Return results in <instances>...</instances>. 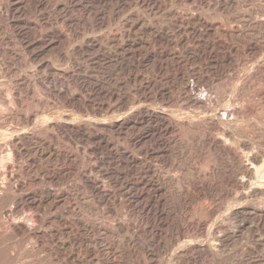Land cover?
<instances>
[{"label": "bare ground", "instance_id": "bare-ground-1", "mask_svg": "<svg viewBox=\"0 0 264 264\" xmlns=\"http://www.w3.org/2000/svg\"><path fill=\"white\" fill-rule=\"evenodd\" d=\"M25 1L26 0H24V1L23 0H3L0 3V16H2L5 19V22H6L5 25L8 28H10V29L12 28L13 29V27L15 26L14 25L15 23L12 22V18L16 14H22L26 10V7L27 6L25 7V4H24ZM37 1H39V0H37ZM140 2H142L141 4H144L146 6L144 8H146V9L149 8V10L151 11V13H154V15H155V13H157L158 11H159L160 14L162 13V12H160V10H162L165 7V4L168 1L167 0H141ZM237 2H238L237 0H205L204 1V3H205L204 5H206L205 6L206 7V11H207V8H208L210 10H214L215 11V14L218 13V14H221L222 15L223 13L231 12L230 10L233 9V8H235L234 5ZM168 3H170V2H168ZM112 5H113L112 6L113 8L115 6H118V5H115L114 6L113 3H112ZM168 5H170V4H168ZM112 7L111 8L109 7V8L111 10H113ZM120 7H122V6H120ZM130 7L131 6H128L126 9H128ZM102 8H99V9H101V11H102ZM123 8H124V6H123ZM168 8H166V9H168ZM202 8H203V6H202ZM173 9L175 10V8H173ZM178 9H177L176 12L171 11V10H168L166 16H168V19L169 20H167V21H170L169 24L170 25H173L175 27L174 28L173 26H171V27L174 28V30L177 28L180 31V28H181L184 32L186 31L188 33V35H192L195 38L198 37V38L203 39L202 41L204 42V45H201V46L202 47L204 46L203 47L204 49H202V51L204 52V58H205L206 62L208 61L209 67L210 66L211 67H214L216 65L219 66V65H221L223 63H229L231 60H235L234 58L232 59V57H231L232 45L230 44L231 42L228 41V39L233 38V37H235V38L240 37L241 38V36L245 32L241 31V29L239 28L240 26L238 27L239 30H236L233 27L226 29V28H223L222 27V26H224L223 25L224 22H223V24L220 23L221 21L219 22L220 24L219 23L216 24V22L214 23L215 18H214V20H212L211 13H210L211 17L210 16L208 17L207 15H206L207 17H205V15H201L202 13L200 14L201 16L200 15H193V14H190V13L186 14V12H185V14H182V13H179L178 12ZM262 9H263V7H262ZM262 9L259 12H262ZM119 10H120V8H119ZM119 10H118V12H119ZM162 11L164 12V9ZM186 11H189V10L186 9ZM111 12H110V15L113 12H115V11H113L112 13ZM146 12H145L146 16L147 15H150V12H148L149 14H147ZM180 12H182L181 9H180ZM129 13H130V11H129ZM95 14H97V12ZM105 14H107V13H105ZM213 14H214V12H213ZM115 15H116V12H115ZM162 15H165V13L162 14ZM259 15L261 16V14H259ZM259 15H257V16H259ZM94 16H96V15H93V17ZM156 16H158V15L156 14ZM257 16H255L254 14H252L249 11H240L236 15V19L235 20L238 21L239 23H241L242 24L241 27H243V28L246 25V26H250V27L252 26V28L256 29L255 27H258L259 28V26H261L262 24H263V27H264V23H263L264 22L263 21L264 20V14L261 17L260 16L257 17ZM98 17L95 18V21H96V22L94 21L95 23H98L99 22V18ZM149 17L150 16H148V18ZM162 17H165V16H162ZM213 17H215V16L213 15ZM100 18H102V15H101ZM103 18H102V20H103ZM141 18H142V15H141ZM109 19H107V20L109 21ZM131 19H133V18L131 17ZM159 19L161 20L162 18H159ZM222 19L220 18V20H222ZM164 20H165V18H164ZM225 20H227V18L224 19V20H222V21H225ZM140 21H142V20H140ZM216 21H218V20H216ZM125 22H127V21H125ZM125 22H124V24H127ZM151 23H152L151 26H153L154 25L153 22H151ZM156 23L159 24V22H156ZM19 25H21V24H19ZM132 25H133V23H132ZM170 25H168V26H170ZM96 26H100V25H96ZM130 26H128V27H130ZM134 26H137V27L139 26L141 30L147 31V33H148V31L150 32L152 30L150 27H148V25H146L145 23H143V21L140 22V23H137ZM154 26H156V24ZM160 26H161V23H160ZM21 27L22 28H20V26H19L20 29H18V33H21V35H22L20 41H22V43L24 45H26V47H28V48L34 47V46L36 47V45H37V47H40L41 50H42V52H43V51H46L48 49H52V48L57 47V46L60 47L61 44L63 43V39H60L59 38L60 36H58V35L57 36H54L53 38H46V35H40V33H39L40 36L37 34L39 36V38H38V36H37V38L32 37V36L30 37L29 32H31V31L28 32V29H30L31 27L29 28L28 26H25V25L24 26H21ZM164 27H165V25H164ZM263 27L260 28V30H262ZM153 28H156V30H157V27H153ZM252 28H249V29L246 28V29L250 30ZM161 29L162 28H160V30ZM257 29L255 30V32L257 31ZM32 30H33V33L35 34V32H34L35 30L34 29H32ZM133 30H134V27H133ZM174 30H172V31H174ZM137 31H140V30H137ZM152 31H154V29ZM163 31H164V29H163ZM57 32H58V29H57ZM176 32H178V31H176ZM258 32L259 31H257V33ZM151 33H149V34H151ZM155 33H157V32L155 31ZM187 33H186V35H187ZM134 34H136V33H134ZM161 34H163V33H161ZM164 34H166V33L164 32ZM184 34L185 33L181 34V31H180V34H177V36L178 35L179 36L180 35H184ZM152 35H153V33H152ZM163 35H159V34L158 35H154L155 36L154 39H156V41H158V43L159 42H164V44L166 43V45H167V44L171 43L170 41L173 38H175V37H173L171 40H169L170 38H166V36L168 35V32H167V35L166 36L165 35L163 36ZM145 36H146V34H145ZM244 36H243V39H244ZM147 37L150 38V40H148V42L151 41V39H153V38H151L150 35L147 36ZM147 37H146V39H147ZM94 38L87 40L86 41L87 45H85V47H83V45L81 44L82 46L80 45L79 47H73L72 48V51L73 52H78V50H79V52H80L81 50H83V48L84 49H88V50L91 49V50L95 51V57L93 58V62H94V60L97 63L103 62V61L104 62L105 61L106 62H113L114 60L112 61V59L115 56V55H113L114 52L111 54V52L110 53L109 52L106 53L104 51L103 52L101 51L102 48H103V46H102L103 42H105V43H107V42L101 40L102 41V44H101L100 42H98ZM225 38H227V41H226ZM133 39H135V38H133ZM104 40H106V39H104ZM107 40H109V39L107 38ZM111 40H113V38ZM115 40H116V38H115ZM186 40H187V38H186ZM186 40H184V42ZM240 40H242V39H240ZM135 41H136V39H135ZM145 41H147V40H145ZM145 41L139 40L136 43L121 44V46H119L117 48V50H119L122 53V56L125 55L126 57L127 56L134 57L136 54H138L137 51H138L139 48L145 49V45L147 43ZM156 41H155V44L157 43ZM251 41H253V40H251V38H250V41H248L250 43L247 42V45H246L249 48L252 46L251 45ZM184 42H183L182 45L185 44ZM228 42H230V43H228ZM233 42L234 41H232V44H233ZM244 42H246V41H244ZM260 42H261V40H260ZM150 43H154V41L149 42L148 44H150ZM180 43H182V42H180ZM238 44H240V43H238ZM151 45L153 46V44H151ZM244 45H243V47L246 48V46H244ZM115 46L116 45H114V47ZM173 46L171 47V49L173 48ZM177 46L180 47V45H177ZM184 46H186V45H184ZM184 46H183V50H184ZM116 47H115V50H116ZM151 47H150V50H151ZM156 47H157V45L155 46V48ZM167 47L169 49L170 46H167ZM243 47H242L241 50H244ZM162 48H165V47H162ZM192 48L195 49V47H192ZM152 49H154V47H152ZM190 49H191V47L190 48H186L184 50V55L185 56H183V58L186 57V59L189 60L191 58H195L196 59L197 57L200 56V55H198L199 53L195 54V50L194 49H192V51H190ZM146 50H147V48H146ZM199 50H200V47H199ZM13 51H14L13 49L11 50V49L3 48V47L0 46V77H2L3 74L6 75L8 72L11 71L9 69L10 66H13L11 63L16 62L19 59H21L20 56L18 54L14 53ZM143 51H145V50H143ZM147 51H149V50H147ZM202 51H201V53H202ZM244 51H246V50H244ZM60 52H61V50H60ZM174 52H176V51H174ZM252 52H255V51L252 50ZM142 54H143L142 57H141V55H138L139 57L142 58V60L140 59V61H138V59H137V61L139 62V64H141V63H148V65H149L150 61L152 62V60H154V59L157 60L156 57H164V58H166L165 61L167 59H169V60H171V62H173V65L172 66H173V68L175 67V74L174 75L175 76L179 75L180 83H178V85H176V86L174 85V82H173L172 86H166L165 85V86H162V87H159V86L158 87L157 86L156 87H153V86L151 87V88H154V89L156 88V90H155V92H156L155 93V96L157 94V96L160 97V99H161L160 101H162V107H163L162 110L150 109V108H141V107H139L137 109L131 110L130 113L128 115H126V116H123L122 115V117L120 116L121 118L117 117V118H114L113 120H111L110 118H112V116L114 115L113 114L109 118L111 121H105L101 117L100 118V119H102V120H100L101 122H99V120L97 119V118H99L98 115H97V117L96 116H94V117H96L95 119L98 120V122H95L94 125L91 124V125L94 126V127H91V128H90V122L92 120L89 123L87 122L89 124V125H87V123L86 124H80V122L79 123L77 122L78 124H76L74 122H70V118L68 120H63V118L62 119L59 118V121L58 122H54V123L52 122V124L49 127H51V129H53L54 131L58 130L57 132H60V131L65 132V133L66 132H70V133H74V132L76 133L77 132V133L81 134L83 137L85 136V133L87 132L88 133V137L87 138H90L91 140H94L96 142V146L91 149V152H90L89 156L91 155V153H93V152L95 153V151H97V150L99 151V149H105L107 151L106 154H107L108 159L111 160L112 162H114V164H116L117 166H120L123 169V170L115 169L113 171H107L106 174L108 176H110V177L113 176L114 179L115 178H119V180L122 179L121 182L124 181V182L121 183V186L125 189V191L127 190L126 193H128V199L130 200V202L132 204L131 207L137 208L139 210V212L141 213L139 222L141 223L142 226L140 227L139 233H138L137 236H139V237L140 236H143L145 238V240H146L144 242V244L142 243L143 244L142 249L144 251L143 252L144 255L147 256V258L148 257L150 258L151 256L153 257L154 256L153 253L155 251L154 249L157 248V247H159L161 245L160 238L162 236L163 230H166L165 228H167V229L168 228L169 229L174 228V229H176L178 231L177 232V231L174 230L175 232H177L179 234L180 233L182 234L183 232H185V231H187L189 229L197 228V229L200 230L204 226H211V224L209 225V223L208 224L206 223L207 220H210L211 221V219H212L211 216L213 215V210L210 207L206 208L204 210V212H203V213H205V215H204L205 218L204 219H206L204 221L203 219L202 220H197L195 218H191L190 216H179V217H175L173 215V213H172V211H174V210L171 211L170 209H172V208H169V206L171 204L170 202L172 201V204H173V201H174L173 199H175L177 197L178 201H176V203L178 202L180 205L185 206L187 204L186 203V198L188 196H190V194H191L190 192H192V190L196 191V193H199V194L200 193H203L205 199L206 198L207 199L208 198L212 199V197H213L212 195L213 194L211 195V191H213V189L215 188L216 183H217V186H218V183L219 182H217V180H221V179H218L219 178V174H222L221 173L222 171L219 169V167H220L219 165H221V161H223L224 158L225 159H228V161H229V164H228L229 165V168H228V170H229V176L233 179L234 184H235V187H236L235 188L233 186L236 189V205H238V207L236 209H233V211H232V214L235 215L236 218H237V220H238V222H236V226L234 225V227H232L233 230H229V229H226L225 228L222 232L218 233L215 236H212L213 235L212 234L210 237H208L209 238V241L204 246H198V247H196V245H195V246H190V247H184V245H183L179 249H177L178 251L176 250L177 251V254L179 255L178 257L184 258V259H192V254L195 253V255L197 254L198 256L210 257L213 260H214V258H216V260H217V258L221 255L222 249L225 248L224 245H228V243L230 241L235 240L234 237L239 236V234H241L242 230L245 229L247 227V224H249L251 221H253V222L256 223V227H258V228H260L261 230L264 231V149H262L263 147H259V145L261 143L259 144V142H258L260 140H258V139L255 140V137L256 136L254 138L251 137L250 140H247V139L244 140V139H242L241 136L244 135V133H243L244 131L241 132V127L238 128V126L241 125L239 123L241 121H244V119L246 117H248L250 115H253V114H256L255 113V109H256L255 108V104L257 103V101L255 103V100L261 101L262 104H264V81H263L264 80V78H263L264 77V75H263L264 74V64L263 65H259V67L256 66V70L254 69V71H251L250 72V70H249V73L244 74L245 79L244 80L241 79L240 82L238 83L239 85H237L238 89H241V90H243L245 86H246L245 87V90L248 87L247 88V91H249V90L252 89L251 90V91H253L252 93L250 91V94L244 95L245 93L244 94H241V92L243 93L244 90L243 91L240 90V91H238V93L240 92V94H239L240 96L239 95H234L232 93L233 95H231V97H229L228 100L226 99L227 101L225 102L224 101L225 100L224 99L225 98L224 93L222 94L221 92H218V91L215 92L214 90H212L213 89V87H212L213 80L215 78L217 80V78L219 79L220 77L222 79L223 78H226V79L230 80L232 82V84L235 83V85H236V78L233 77L235 75V73L232 74L230 72H227L228 69H224L223 70V68L220 69V70H213V68L212 69H206L205 68L206 69V70L204 69L205 71H200V70H196V69H192V70L190 69L189 71L188 70H184L183 67L185 68V66L182 67L183 64H180L181 62L179 61V58L177 57V54H175V53H170V52H165V51L164 52L163 51L158 52V51L153 50L152 52H146L145 51V53L143 52ZM180 54L181 53H179V55ZM29 55H31V54H29ZM250 55H252V54H250ZM39 56L40 55L38 53H34L33 52L31 58L34 59V61L38 59L39 66L41 68L42 67L44 68V72L46 70H48L50 72V74L52 73V75H44L45 76L44 79H46L48 81H51V82H54L55 84L59 83L61 85V88H59L58 90H55L56 96L59 97V99H62V103L60 102V105L61 104L67 105V107H68V105L69 106L71 105V106H75L78 109H81V106H84V107L87 106V107H90L92 110H94L95 113L97 111L102 110L103 108H106V110H107V108L109 109V108H112L113 107L112 104H110V105H108V104L107 105H104V103H100V100H99V102L98 101L97 102H94L93 100H89V99H87V97H83V96L75 93L76 91L73 92V91L69 90L67 88V86H65L66 84L64 85V83H63L64 81H63L62 78H64L65 76H74L75 75L73 72L75 71L74 69L76 68L75 67V63L76 62H72V60L70 58L71 56L69 57V55H67V54L60 56V53H59L60 58L65 59L67 61V63H69V64L72 65L71 66L72 70H63V69L62 70H58V69L56 70V67L55 68H51L50 67V63H48L47 61L45 62L43 60H40L39 58H41V57H39ZM181 56H182V54H181ZM120 58H121V56H120ZM120 58H118L117 60L115 59L116 60L115 61L116 64H114V65H124L123 62H125V61H123V58L122 59H120ZM200 58H202V57H200ZM135 59H136V57H135ZM262 59H264V58H262ZM65 60L62 61V62L64 63ZM205 60H203V61H205ZM130 62L133 64L132 60ZM171 62H170V64H171ZM57 63H58V61H57ZM127 63H128V61H127ZM230 63H232V61ZM261 63H259V64H261ZM165 64H166V62H165ZM170 64H168V65H170ZM110 65H112V63H110ZM224 65L226 66V64H224ZM252 65H253V63H252ZM78 66H77V68H78ZM158 66H156V68ZM125 67L126 66L124 65V67H122V68H125ZM152 67H154V66H152V64H151V68ZM159 67L161 68V66H159ZM163 67H166V65L163 66ZM220 67H223V66H220ZM220 67H218V68H220ZM227 67H229V66H227ZM10 68H12V67H10ZM152 70H154V68ZM154 71H156V70H154ZM165 71H166V69H165ZM110 72H111V70H110ZM167 72H166V75H167ZM111 73H108L107 74L106 79L105 78H101V79L99 78L98 79V78H95V77L93 78L92 76H90L92 78H87L85 76H82V77L79 76L80 78H78V79L81 80V84L82 85H85L90 90L94 91L97 96L103 95V96H106V97H108L110 99L111 98H115L113 100H116V102H118L119 104H122L126 100V95H125V93L123 94L122 92H120V90H119L120 88L118 89V87H119V83L118 82L119 81L116 79V77H114V78L118 82L116 80H113ZM5 75H4V77H5ZM143 76H145V75H143ZM161 76L163 77V74ZM162 77H160V78H162ZM168 77H170V76H168ZM168 77H167V79H168ZM172 78H174V77H172ZM170 79H171V77H170ZM1 80H2V78H1ZM105 80H108V82L114 81V82H112V83H114V87H109L108 88V86H105L106 85V84H104V81ZM3 81H5V80L3 79ZM143 81H144V83H145L146 86L155 85V81L152 78L151 79H145V80L143 79ZM13 82H15V81H13ZM178 82H179V80H178ZM16 83L17 84H15V85H13L14 83L13 84L11 83V86L9 88L11 89V91L13 90V93H14L15 96H20V95H16V94H18V90L20 89V87L23 84H21L22 82L20 83V81H19V84H18V82H16ZM163 83H165V82H163ZM79 84H80V82H79ZM219 85H221V84H219ZM242 86H244V87H242ZM22 87H24V86H22ZM139 88H138V90H139ZM141 88H142V85H141ZM215 88H217V87H215ZM249 88H251V89H249ZM10 89H8V86H7V91L10 90ZM49 89H51V88H49ZM143 89H144V91L142 89L141 90L144 93L146 91L145 90L146 88L143 87ZM219 90H220V88H219ZM11 91H9V92H11ZM30 91H32V90H30ZM147 91H149V89ZM233 91H235V90H233ZM21 92H22V90H21ZM21 92H19V93H21ZM23 93H24V90H23ZM27 93H29V92H27ZM0 94H2V93H0ZM11 95H12V92H11ZM15 96H13V97L11 96L12 98L8 97V99H5V98L3 99L2 98L3 99V102L2 103L4 105L7 104L8 107L6 109L5 108L4 109H0V128L1 129L6 124L7 121H9V122L10 121H14L16 119L15 115L18 114L17 110L18 109H21L22 106H25V104L22 105L21 102H20V99L16 98ZM0 97H2V96L0 95ZM19 98H21V97H19ZM151 102H153V101H151ZM261 102H258V103H261ZM2 103H1V105H2ZM39 103H40V101H39ZM159 103L161 104V102H159ZM222 106L225 107V109L223 108L225 111L221 114L220 113V108H222ZM61 107H64V106L61 105ZM113 108L115 109V107H113ZM22 109H23V107H22ZM112 111L114 112L115 110H112ZM15 112H17V114H15ZM38 112H39V109H38ZM38 112L33 113L31 115L29 114V116L23 117L21 119L23 121H25V122H30L31 123L34 120H37L38 119L37 118L38 117L37 116ZM64 112H65V110H64ZM78 114H80V112ZM41 117H42V114H41ZM58 117H59V115H58ZM72 117H73V115H72ZM39 118H40V116H39ZM55 118H57V116ZM55 118H52V120L55 119ZM89 118H92L93 119V117H89ZM256 118L259 119V117H256ZM48 119L49 118H47V120ZM105 119H106V116H105ZM190 119H192L191 121H193L194 119L195 120L198 119L199 120V122H198L199 124L201 122L203 124L204 123L206 124V125L204 124V128L206 127L205 130L207 129L206 132L204 134L202 133L201 136H197V137H200V141L199 142H201L202 144H204V147H206L209 152H212V154H210L209 152L208 153L211 156L213 155V157H212L213 158L212 159L213 160V163L211 161V164L208 163L206 169L204 167V169L202 168V170H199V171L197 170L198 167L196 169V167L193 164H192L193 165L192 166V165H190L191 163L189 164L187 162L188 159L186 158L187 156L185 155V151H186L185 148H187L190 145V143L188 141L189 140L191 141V139H193V138L190 139L189 137H186V138L189 139L188 141H186L187 139L184 137L185 135H183L184 127L186 128V126H188V127H191L192 128V125L193 124L188 125L189 122H191V121H189ZM49 120H51V119H49ZM261 120L262 119L260 118V121ZM55 121H57V120H55ZM49 123H51V122H49ZM198 123H196V124L198 125ZM194 126H193V129H194ZM32 127H33V125H32ZM198 127H199V125H198ZM200 127L201 128H199L198 130L202 129V126L201 125H200ZM94 128L101 129L104 133L105 132L108 133V131H110V133L113 134V132H114L117 135L118 134H122L123 132L125 134V132H127L128 130H130V129L133 130V129L137 128L138 129L137 133L134 132L136 134H134L132 136L131 140L129 141L130 142L129 144L132 147H138V153L136 152L137 155L134 154L133 152L125 149L124 147L123 148H117V146L113 144L114 143L113 141H110V139L108 140V139H106L103 136L104 133L102 134L100 132L101 134H99V132L96 133V131L92 130ZM196 129H197V127H196ZM18 130H19V128H18ZM132 130H130V131H132ZM195 130H193V131H195ZM242 130H244V129H242ZM134 131H136V130H134ZM190 131H191V129H190ZM197 131H195V132H197ZM52 132L50 134H55V133H52ZM187 132H189V131H187ZM257 132L259 133L260 131H257ZM190 133L193 136V132L191 131ZM11 134H13V133H11ZM15 134H17V133H15ZM38 134L33 135V134L24 133L23 135L20 134V135H17V136H14V135H10L9 137L7 136L8 137V139L6 140L7 146L6 147L4 146V148H0V215L3 214L4 212H6L8 214V216H9L5 220L4 219H2V220L0 219V245H1V243H5L4 242L5 241V238L8 237L9 235L11 237L12 236L13 237L15 236V237H20L21 239L24 238L25 240L28 239V241L30 239H33L36 242H38L41 239H43V237H47V235L45 234V231L44 232L42 231L43 228L40 229V226H35L36 224L34 225V223L33 224L30 223V221L28 222V220L25 221V217H24L25 210L26 211L27 210H33L34 211L33 214L35 216V213L37 214V212H39L40 208H44V207L46 208V207H48V209H51V210L53 209L54 211H57L55 209H60V206H63L62 204L65 203V202L67 204V202L69 200L68 194L66 192H59V191H53V190H50V189H40V188H39L40 190L38 189V190H33V191L31 190L30 191V189L28 187H26L27 186L26 185V181H24L23 179L20 178L21 177L20 176L21 174H18L20 176L18 178V175L16 174L17 172L14 171V170H16L14 167H16L17 165H18V169L21 170V173L22 172H25V171H29V169L32 168V167L35 168V169H37L38 171L39 170H42L43 171V168H42L41 165L44 163V161L45 162H48L46 160H49V159L59 160L58 162L64 161V162L70 163V165L71 164L73 165V162L75 160V157H77V156H75V154H74L75 157H73L72 155H70L68 153H64V152H62L60 150H55V148H52L50 146L51 144L50 145L47 144L48 141L46 142V141L42 140L43 139L42 137H41L42 139L39 138V137H37ZM184 134H186L185 131H184ZM247 135H248V132H247ZM46 136H48V135H46ZM60 136H62V135H60ZM192 136H190V137H192ZM194 136H195V133H194ZM247 137H244V138H247ZM44 138H45V136H44ZM252 138L254 139V141L258 142L259 145H257V143L254 142L252 140ZM258 138H260V137H258ZM53 139H55V138H53ZM198 140L197 139L196 140L193 139L194 143H195V141L198 142ZM199 142H198V144H199ZM56 143H54V144H56ZM125 143H126V141H125ZM187 143H189L188 146H186ZM129 144H127V145H129ZM127 145H125L126 148H127ZM196 145H197V143H196ZM197 146L199 147V145H197ZM198 147H196V149H198ZM204 147L203 148L201 147L199 149L201 151H203L202 149H204ZM57 148H59V147H57ZM83 150H85V149L83 148ZM205 151H206V149H205ZM187 153H189V152H187ZM87 154H88V152H87ZM189 154H187V155H189ZM6 155H9L10 156V159L8 161H5L3 159ZM189 156H188V158H189ZM78 157H80V156H78ZM182 157H183V159L189 165H187V163L185 165L184 164L185 163L184 161H183L184 162L183 163L184 165H182L181 163L176 162L174 160V159L177 160V159L182 158ZM222 158H223V160H222ZM20 159H23V160L26 159V161L29 163V165L31 167H29V165L26 166V167H24L23 165H25V164L22 165L21 164L22 162L20 163L21 165L20 164H17L15 166L16 163L20 162L19 161ZM49 161H51V160H49ZM68 163H66V164H68ZM59 164H56V166H58ZM66 167L68 168V166H66ZM48 169H46V170H48ZM54 170L52 172H54ZM55 172L57 173V171H55ZM58 172H59V174H62V172L64 173V171L61 170V169ZM84 173L83 172L82 173L80 172V174H79L80 179L83 182V185L86 188H89L90 189V192H92L94 194V196L96 197L97 200L103 202V204H105V205H107V204H108V206H109V204L112 205L113 202L116 200V194H114L113 192L107 190L106 189L107 187L105 186V184H102L103 182L101 183L100 182V179L98 180L96 178L97 176L96 177H92L91 175L84 174ZM46 174H47V172H46ZM89 174H90V172H89ZM190 174H191V176L194 175V177L192 176L193 179H192V177H191V179H189V177H188V179H189L188 180L187 179V176L188 175L190 176ZM43 175H44V173H43ZM107 175H106V178L108 177ZM226 175H228V174H226ZM46 177L49 180H52L53 179V176H51L50 174H47ZM220 178H222V177H220ZM228 178L229 177L226 176V179H228ZM231 178H229V180H231ZM223 179L224 178H222V180ZM43 180H45V179H43ZM76 186H78V185H76ZM217 186H216V188H217ZM76 188H78V187H76ZM120 194L122 195V193H120ZM201 197H203V196H201ZM70 200H71V198H70ZM128 204H129V202H128ZM82 208H83V206H82ZM74 210H75V208H74ZM88 210H89V208H88ZM54 211H52V213ZM73 214H74V212H73ZM69 215H70V213H69ZM75 215H76V213H75ZM51 216H52L51 217V221L53 222L55 220H61V216L62 215H58V213L55 212L53 215L51 214ZM234 219H235V217H234ZM39 220H40V218H39ZM43 221H44V219H43ZM55 222L57 223V221H55ZM39 224H40V222H39ZM42 224H43V222L41 223V225ZM73 224L77 225L78 227H80L79 229L82 230L83 234L79 238V240L82 241L85 244V246H86V248L88 249V252H89L88 254L90 256L92 255V256L96 257V259H97V261L95 263H93V261H95L96 259L95 260L91 259V261H87L86 262L87 264H120L121 261H122V258L124 256H128L129 254H131L132 251L134 250L132 247L127 246L126 249H123V250H121V251L118 252L114 248V246L112 244L113 243V240L111 242L109 240L112 237V234L114 233L113 232L114 230L112 229V227H111V229L113 231L110 228H102V227H100V225H97V224H91V225L90 224H87V223H85V221L82 222L79 218L77 220H75V223L73 222ZM70 226H71V224H70ZM128 226L129 225L127 223H125V222H118L116 225H114V227H115V229L117 231L118 230L119 231H125L126 230V232H127ZM211 228L213 229V226H211ZM53 229L54 228L48 229L49 232L47 234L50 237H52V239L53 238H56L57 235H58V238H59V234H57V231H55V230H58V229H55V230H53ZM65 229H68V231L69 230L71 231V227H68L67 228V224H66V228ZM169 229H168V231H169ZM212 229H209L208 231H211ZM91 230L94 231V232H96L100 236L101 235H103V236L105 235L104 237H110V236L111 237L108 239L109 240L108 242H107V238H105L106 240L104 238H103V240H101L100 237L99 238H92V235L91 234H90L91 236L89 235V231H91ZM59 233H60V231H59ZM164 233H167V232L164 231ZM8 238H6V239H8ZM58 238L54 240V243H55V246H56L55 249L57 250V253L55 252L56 255H59V256L61 255L62 258H63L62 259L63 261H65V259L69 260L70 264L71 263L72 264H80V263L81 264H84V263H82L79 260V255L76 252V250L73 248V244H72V241L73 240L72 241L59 240ZM73 238L78 240V238L76 236H73ZM1 240L3 242H1ZM41 241H43V240H41ZM142 244L140 243L139 245H142ZM44 248H45V246H44ZM49 248H45V249L50 250ZM139 248H141V247H139ZM1 249H2V247H1ZM52 251H53V249H52ZM141 251L142 250H140V252ZM176 251L174 253H176ZM48 252H50V251H48ZM222 253H224V251ZM157 254H156V256H157ZM172 254H173V252H172ZM144 255H142V256H144ZM13 258H15V257H13ZM143 258H146V257H143ZM227 258H225V259H227ZM242 259L243 258L240 259L241 260V263L243 262V263H246V264H251V262H248V260H250V259H253L254 262H260L261 261L263 263L264 262V254L261 255V256H258V257L257 256H255V257H249L246 261H243L245 259H243V260ZM15 260H16V258H15ZM147 260H149V259H147ZM169 260H171V259H169ZM180 260H182V259H180ZM180 260H179V262H180ZM145 261H146V259H145ZM58 262H59V260H58ZM58 262L56 261V262H51V263H47V264H58ZM18 263H20V262H18ZM18 263L15 262V264H18ZM145 263H143V264H145ZM42 264H44V263H42ZM65 264H68V262L67 263L65 262Z\"/></svg>", "mask_w": 264, "mask_h": 264}, {"label": "rangeland", "instance_id": "rangeland-1", "mask_svg": "<svg viewBox=\"0 0 264 264\" xmlns=\"http://www.w3.org/2000/svg\"><path fill=\"white\" fill-rule=\"evenodd\" d=\"M2 1L3 0H0V3ZM140 1L141 0H136V1L135 0H113V1L112 0H43V1L42 0H39V1H37V0H26L24 2L25 7L27 6L26 7V10L22 14H16L17 16L15 15L16 17L14 16L15 17V18L13 17L14 19L12 18V22L15 23L14 24L15 26L13 27L14 30L12 28L11 29L8 28L5 25L6 24L5 19L2 16H0V46L3 47V48L11 49V50L13 49L14 50L13 52L16 53V54H18L20 56V58H21V59L18 60L19 62L16 61V62L11 63L13 66H10L12 68L9 67V69L11 70L10 72H8L9 74L8 73L6 75L3 74L2 77H0V93H2V94H0L2 96V97H0L1 98L0 99V109H4V108L6 109L8 107L7 104L4 105L2 103L4 98L5 99H8V97L12 98L13 96H15L14 93H13V90L11 91V89L9 88L11 86V83L12 84L14 83L13 85H15V84H17L16 82H18V84H19V81H20V83L22 82L21 84H23L22 86H24V87L21 86L20 89H19L20 91L18 90V94H16V95H20V96H15V97L18 98V99H20V102H21L22 105L25 104V106H22L23 109L21 107L22 110L21 109H18L19 111L17 110L18 114H17V112H15V114L18 115L17 116V115L14 114L15 117H16V119H15L16 121L15 120L14 121H10V122L7 121L6 124L2 127V129L0 128V135H1L0 136V148H4V146L5 147L7 146L6 140L8 139V137L10 135H14L15 133H17V134H15L14 136H17V135H20V134L23 135L24 133L36 135V134H38L40 132L37 137H39V138L42 137L43 138V139L41 138L42 140H44L46 142L48 141L47 144H49V145L51 144L50 146L52 148H55V150H60V151H62L64 153H68V154L72 155L73 157L77 156V157H75V160L73 162V165L72 164L70 165V163L64 162V161L58 162L59 160H53V159H49L51 161L46 160L48 162H45L44 161V163L41 165L44 172L42 170H39L38 171L37 169H35V168L32 167V168H30L32 171L29 169V171H25V172H22L21 173V170L18 169V165L17 164H20L22 162L21 163L22 165L25 164V165H23L24 167L28 166L29 163L26 161V159H24V160L23 159H20L19 160L20 162H18V163L15 164V166L17 165L16 167H14L16 169L14 171L17 172V173L15 172V173L17 175L18 174H21L20 175L21 177L18 175V178L20 177L21 179H23L24 181H26V185H27L26 187H28L30 189V191L31 190L32 191L33 190H38L40 188V189H50V190L59 191V192H66L68 194L69 200H68L67 204H66V202L63 203L62 204L63 206H60V209H55L57 211H54L53 209L52 210L51 209H48V207H46V208L44 207V208H40L39 212H37V214L35 213V216H34V214H33L34 211L33 210H27V211L25 210V215H24L25 221L28 220V222L30 221V223H32V224L34 223V225L36 224L35 226H40V229L43 228L42 231L43 232L45 231V234L47 235V237H43V239H41L44 242L41 241V240L38 241V242H36L33 239H30L31 241L30 240L28 241V239L25 240L24 238L21 239L20 237H15V236L14 237L12 236L13 237L12 238L9 235L10 236V237L8 236L9 238L6 237L8 239L5 238V241H4L5 243H1V245H0V261H1L0 264H10V263L11 264H15V262L16 263L20 262L18 264H24V263L25 264H42V263H44V264L46 263L47 264V263L56 262V261L58 262V260H59L58 264H65V262L66 263L68 262V264H70L69 260L65 259V261H63L62 260L63 258H62L61 255L60 256L59 255H56L57 250L55 249L56 246H55L54 240L58 238V235H57L56 238H53L52 239V237H50L47 234L49 232L48 229H52V228H54L53 230L58 229V230H55V231H57V234H59V238H58L59 240H68V241H72L73 240L72 241L73 248L78 253L79 260L82 263L87 264L86 263L87 261H91V259L95 260L96 257H94L92 255H91L92 256L91 257L88 254L89 252H88V249L86 248L85 244L82 241L79 240V238L82 236L83 232H82V230L79 229L80 227H78L77 225L73 224V222L75 223V220H77L78 218L82 222L85 221V223H87V224H90V225L91 224H97V225H100V227H102V228H110V229L112 227V229L114 230L113 231L111 229L114 232L112 234V237L110 236L112 239L110 237H104L105 235L104 236L103 235L100 236L96 232H94V231L91 230V231H89V235L91 234L92 235V238H99L100 237L101 240H103V238L104 239L107 238V242L109 240H110V242L113 240V243L112 244H113L114 248L118 252L121 251V250H123V249H126L127 246L132 247L134 249L131 254H129L128 256H124L122 258V261H121L120 264H131V263L132 264H143L146 261L147 262L145 264H148L149 262H150L149 264H151V263L152 264H154V263L155 264L156 263L157 264H163V263L164 264H218V263L219 264H238V263L239 264H246V263H243V262L241 263V260L240 259L243 258L245 260H243V259L242 260L243 261H246L249 257H255V256L258 257V256H261V255L264 254V231L261 230L260 228L256 227V223L253 222V221H251L249 224H247V227L242 230V232H241V234H239V236L234 237L235 240L230 241L228 243V245H224L225 248L223 247L224 249H222V252L224 251V253L221 252V255L217 258V260H216V258H214V260H213L210 257L198 256L197 254L195 255V253L192 254V259H184V258L178 257L179 255L177 254V251H178L177 249H179L181 246H183V245H184V247H190V246H195V245H196V247H198V246H204L205 244L208 243V241H209V238L208 237H210L212 234H213L212 236H215L218 233L222 232L225 228L226 229H229V230H233L232 227H234V225L236 226V222H238V220H237L236 216L232 214L233 209H236L238 207V205H236V189H235L236 187H235V184H234L233 179L229 176V170H228V168H229V165H228L229 164V161H228V159H225L224 158V160H223V158H222V160L224 162L221 161V165H219L221 167V168L219 167V169L222 171L221 172L222 174H219V178L218 179H221V180H222V178H224V179L222 181L221 180H217V182H219L218 183V186H217V183H216L215 188L213 189V191H211V195L213 194L212 196L214 198L212 197V199H210V198H208V199L206 198L205 199L203 193H200L199 194V193H196V191L192 190V192H190L191 193L190 196H188L186 198V203L187 204L185 206L180 205L178 202L176 203V201H178L177 197L175 199H173L174 200L173 201V204H172V201H171L170 202L171 204L169 203L170 206L168 205L169 208H172V209H170L171 211L174 210V211H172V213H173V215L175 217H179V216H190L191 218H195L197 220H202L203 219L204 221L206 219H204L205 218L204 217L205 213H203V212H204V210L206 208L210 207L213 210V215L211 216L212 219L210 218L211 221L210 220H207L206 223L207 224L209 223V225L211 224V226H213V229L211 228V226H204L203 227L204 229L201 228L199 230L197 228H194V229H189V230L183 232L182 234L181 233L179 234V233H177L178 231L176 229H174V228H171V229L168 228L169 231H168L167 228H165L166 230H163L162 236L160 238L161 245L159 247H157V248L154 249L155 250L154 253H153L154 256L153 257L151 256L153 258L152 259L151 257L150 258L149 257L147 258V256H145L144 253H143L144 251H143L142 247H143V244H144V242L146 240H145V238L143 236H140V237L137 236L138 233H139V229L142 226L141 223L139 222L141 213L139 212V210L137 208L131 207L132 204H131L130 200L128 199V193H126L127 190L125 191V189L121 186V183L124 182V181L121 182L122 179H120V180H119V178H115L114 179L113 176L110 177V176H108L106 174L107 171H113L115 169H118V170L119 169L120 170H123V169L120 166H117L116 164H114V162H112L111 160L108 159L107 154H106L107 151L105 149H99V151L97 150V151H95V153L93 152L89 156V154L91 152V149L96 146V142L94 140H91L90 138H87L88 137V133L87 132L85 133V136L83 137L81 134H79L77 132L76 133L75 132L74 133H70V132H66L65 133V132H62V131L57 132L58 130L55 129L56 131H54L53 129H51V127H49L52 124V122L53 123L54 122H58L59 121V118L60 119L63 118V120H68L70 118V122H74L76 124H78L79 122H80V124H86L87 122L89 123L92 120L90 122V128H91V127H94L93 126L94 123L95 122H98V120H99V122H101L100 121V120H102V119H100L101 117L105 121H111V120H113L114 118H117V117L121 118L122 115L123 116H126V115H128L130 113L131 110L137 109L139 107H141V108H150V109L162 110L163 109V107H162V101H160L161 99H160L159 96H157V94L155 96V93H156L155 90H156V88L154 89V88H151V87L152 86L153 87H156V86L157 87L158 86L159 87H162V86H165V85L166 86H172L173 82H174V85L176 86V85H178V83H180L179 75H177V76L174 75L175 74V67L173 68V66H172L173 65V62H171V60H169V59H167L165 61L166 58H164V57H156L157 60L154 59V60H152V62L150 61L149 65H148V63H141L142 65L139 64L138 61H140V59L142 60V58H141L142 55H143L142 53L143 52L145 53V51L146 52H152L153 50H155V51H158V52H160V51H163L164 52L165 51V52L175 53V54H177V57L179 58V61L181 62L180 64H183L182 67L185 66V68H186L185 69L183 67V69L184 70H188V71L190 69L191 70L192 69H196V70H200V71H205L206 69H212L213 68V70H220V69L223 68V70L224 69H228L227 72H230L232 74L235 73V75L233 76L234 78H236V85H235V83H233L235 86L232 84V82L230 80H228L226 78H223L224 79L223 80L220 77L219 79L217 78V80H216V78L213 80V85H212L213 89L212 90H214L215 92H217V91L218 92H221L222 94L224 93V96H225V98H224L225 100L224 101L225 102L228 100L229 97H231V95H233V94L234 95H239L240 94V92L238 93V91H240L241 89H238L237 85H239L238 83L240 82L241 79H243V80L245 79L244 74L249 73V70H250V72L251 71H254V69L256 70V66L259 67V65H263L264 64V59H262V58H264V27H263V24L261 26H259V28L258 27H255L256 29L258 28L257 31H259V32L257 33V31L255 32L256 29L252 28V26L250 27V26H246L245 25L244 28H243V27H241L242 24L235 20L236 19V15L240 11H249L252 14H254L255 16H257L259 14H261V16H262L264 14V0H237L238 2L234 5L235 8L231 9L230 10L231 12L223 13L222 15L221 14H218V13L215 14V11L214 10H210L208 8H207V11H206V7H205L206 5H204L205 4L204 3L205 0H197V1L196 0L195 1L194 0H177V1L176 0L175 1L174 0H171V1L170 0H167L170 3L167 2L166 3L167 5L165 4V7L163 8L164 9V12L162 11L163 10L162 9V10H160V12H162L161 14L158 11L157 13H155V15H154V13H151V11L149 10V8L148 9L144 8L146 6L144 4H141L142 2H140ZM112 3L114 4V6L115 5H118V6H115L114 7L115 9H114L112 7L113 6ZM138 4L139 5L141 4V5L139 6ZM168 4H170V5H168ZM120 6H122V7H120ZM123 6H124L125 9L128 6H131V7L125 10L123 8ZM202 6H203V8H202ZM102 7L103 8L105 7V8L103 9ZM109 7L110 8L112 7L113 10H111ZM262 7H263V9H262ZM99 8H102V11ZM119 8H120L121 11L119 10ZM166 8H168V9H166ZM173 8H175V10ZM176 8L177 9L179 8L178 9V12L179 13H182V14H185V12H186V14L190 13V14H193V15H200L202 13L201 15H205V17H207V16L208 17L209 16L211 17V15H212V17H211L212 20H214V18H215L214 23L216 22V24H218L221 21L220 23L223 24V22H224V24H223L224 26H222L223 28L228 29V28H232L233 27L236 30H239V28H240L241 31L245 32L241 36V38L240 37L230 38L232 41H234L233 44H232V41L230 39H228V41L231 42V43L230 42H228V43H230L232 45L231 57H232V59L234 58L235 60H231L232 63H230L231 62L230 61L229 63H223V64H221L219 66L216 65L214 67H211V66L209 67L208 61L206 62V60L204 58V52L202 51V49H204L203 48L204 46L203 47L201 46V45H204V42L202 41L203 39L198 38V37H197L198 38L197 39V38H195L192 35H188V33L186 31L184 32L181 28H180L181 34H183V33H185V34L184 35H180L181 37L179 35L177 36V34H180L179 29L176 28L174 30L175 27L173 25H170L169 24L170 21H167V20H169L168 19V16H166L168 10H171V11L176 12L177 11ZM180 9L182 10V12H180ZM186 9L189 10L190 12L189 11H186ZM261 9H262V12H259V11H261ZM118 10H119V12L121 14L118 12ZM128 10L130 11V13H129ZM111 11L112 12L115 11L116 12V15H115V12H113L114 13L113 14ZM144 11L145 12L147 11L146 12L147 14H149L148 12H150V15H147L146 16V14H145ZM96 12H97V14H95ZM110 12L112 13L111 15H110ZM213 12H214V14H213ZM105 13H107V14H105ZM164 13H165V15H162ZM210 13H211V15H210ZM156 14L159 17L156 16ZM93 15H96V16L93 17ZM101 15H102V18L104 16L106 18L108 17L107 19L110 18L109 21L105 17L102 20V18H100ZM141 15H142V18H141ZM213 15L215 17H213ZM148 16H150V17L148 18ZM162 16H165V17H162ZM259 16H257V17H259ZM96 17L99 18V22H100V23L98 22L99 24L98 23H95L96 22L95 21V18ZM131 17L133 19H131ZM159 18H162V19L160 20ZM164 18H165V20H164ZM220 18L221 19L223 18L222 20H224V19L227 18L228 21L227 20L222 21V20H220ZM140 20H142L143 23H145L146 25H148V27H150L152 30L154 29V31L151 30L150 32L148 31V33H147V31L141 30L139 26L138 27L137 26H134L137 23L142 22ZM216 20H218V21H216ZM125 21H127V22H125ZM124 22L127 23L128 25L127 24H124ZM131 22L133 23V25H132ZM151 22H153L154 25L156 24V26H154V25L151 26L152 25ZM156 22H159V24H157ZM160 23H161V26L162 27L160 26ZM162 23L163 24L165 23L164 24L165 27H164V25ZM19 24H21V25H19ZM24 25L25 26H28L29 28L31 27L30 29H28V32L31 31V32H29L30 37L32 36V37L37 38V36L39 35V33H40V35H46V38H53L54 36H57V35L60 36L59 38L60 39H63V43L64 44L63 43H62L63 45L61 44V46L63 48L61 46L60 47L57 46V47H54L52 49H48V50L42 52L41 48L40 47H37V45H36V47L35 46L34 47H30V48L26 47V45H24L22 43V41H20L21 40V36H22L21 33H18V29L22 28L21 26H24ZM96 25H100V26H96ZM168 25H170V26H168ZM19 26H20V28H19ZM128 26H130V27H128ZM171 26H173L174 28L171 27ZM133 27H134V30H133ZM153 27H157V30H156V28H153ZM262 27H263V29L260 30V28H262ZM47 28L48 29L50 28V29L48 30ZM56 28L58 29V32H57V29ZM160 28H162V29L160 30ZM246 28H248V29L249 28H252V29L248 30ZM32 29L35 30L34 31L35 34L33 33V30ZM163 29H164V31H163ZM137 30H140V31H137ZM172 30H174L175 32L172 31ZM155 31L157 33H155ZM176 31H178V32H176ZM151 32L153 33V35H152ZM164 32L166 34H164ZM167 32H168V35H167ZM134 33H136V34H134ZM149 33H151V34H149ZM161 33H163L165 36L167 35L166 38H170L169 40H171L173 37H175V38H173L170 41L172 44L169 43V44L166 45V43L164 44V42H159L158 43V41H156V39H154L155 38L154 35H158V34L159 35H163ZM186 33H187L188 36L186 35ZM145 34H146V36H145ZM149 35L151 36V38H153L149 42L154 41V43L148 44L149 43L148 40H150V38L147 37V36H149ZM39 36H38V38H39ZM243 36H244V39H243ZM114 37L116 38V40H115ZM146 37H147V39H146ZM93 38L96 39L101 44H102V41H106L107 42V43L103 42V44H102L103 48H102L101 51L102 52L104 51L106 53L107 52H109V53L111 52V54L114 52L113 55H115V56L112 59V61L114 60L113 62H106V61L104 62L103 61L104 63L103 62L97 63V62H95V60L93 62V58L95 57V51H93L91 49L88 50V49H84L83 48V47H85V45H87L86 41L89 40V39H93ZM107 38L109 40H107ZM112 38H113V40H111ZM133 38H135L136 41ZM181 38L182 39L184 38V39L182 40ZM186 38H187V40H186ZM250 38L253 41H251V45L252 46L249 48L246 45H247V42L250 41ZM104 39H106V40H104ZM225 39L227 41V38H225ZM240 39H242V40H240ZM139 40H143V41L147 40V41H145L147 43L145 45V49H143V48H139L138 49V51H137L138 54H136L137 56L136 55L134 57H131V56H127L126 57L125 55L122 56V53L119 50H117V48L119 46H121V44L136 43ZM184 40H186V41L184 42ZM243 40L246 41V42H244ZM260 40H261V42H260ZM155 41L160 46L157 43L155 44ZM180 42H182V43H180ZM183 42L185 43L184 45H186V46L182 45ZM238 43H240V44H238ZM248 43H250V42H248ZM81 44L83 45V47H82L83 50H81L82 52L81 51L79 52V50H78V52H73L72 51V48L73 47H79ZM151 44H153V46ZM114 45L117 46V47L115 46L116 47V50H115ZM156 45H157V47L155 48ZM177 45H180V47H178ZM243 45L246 46V48L243 47ZM151 46L154 47V49H152ZM167 46H170L169 49H168ZM172 46H173V48L171 49ZM183 46H184V50L186 48H190L191 47L190 51H192V49H194L192 47H195V49H194L195 50V54L199 53L198 55H200V56L197 57L198 56L197 55L196 56L197 57L196 59L195 58H191V59L188 60V59H186V57H184L185 58L184 59L183 56H185V55H184ZM150 47H151V50L152 51L150 50ZM162 47H165V48H162ZM199 47H200V50H199ZM242 47L246 51L241 50ZM146 48L149 51H147ZM142 49L145 50V51H143ZM60 50H61V52H60ZM252 50H254L256 53L255 52H252ZM32 51L34 53H38L40 55L39 56V57H41V58H39L40 60H43L45 62L47 61L48 63H50V67L51 68H55L56 67V70L57 69L58 70H62V69L63 70H72V68H71L72 65L69 64V63H67V61L65 59L60 58L61 55H66V54L69 55V57L71 56L70 58H71L72 62H76L75 63V67L76 68L75 67H74L75 69L73 68L75 70L73 72L75 75L74 76H65L64 77L65 79L62 78L63 81H64L63 82L64 85L66 84L65 86H67V88L69 90H71L73 92L76 91L75 93H77V94H79V95H81L83 97H87V99L93 100L94 102H97V101L99 102V100H100V103H104V105H107V104L110 105V104H112L113 107H115V109L111 106L112 108H109V109L107 108V110H106V108H103L102 110L97 111L95 113L94 110H92L90 107H87V106H85V107L84 106H81V109H78L75 106H71V105L69 106L68 105V107H67V105L61 104L62 106H64V107H61L60 102L62 103V99H59V97H57L56 94H55V90H58L59 88H61V85L59 83L55 84L54 82H51V81H48V80L44 79V77H45L44 75H52V73L50 74V72L48 70H46L44 72V68L43 67L41 68L39 66L38 59L34 61V59L31 58L32 53H33ZM174 51H176V52H174ZM177 51L179 53H181L182 56H181V54L179 55V53ZM201 51H202V53H201ZM59 53H60V56H59ZM29 54H31V55H29ZM250 54H252V55H250ZM119 55L121 56V58H120ZM138 55H141V57H139ZM135 57H136V59H135ZM200 57H202V58H200ZM118 58H120V59L123 58V61H125V62H123V64L126 66L125 68H122V67H124V65H114V64H116L115 61ZM137 59H138V61H137ZM64 60H65L66 63L65 62L63 63L62 62ZM131 60H132L133 64L130 62ZM203 60H205V61H203ZM57 61H58V63H57ZM127 61H128V63L130 65L127 63ZM169 61L171 62V64H170ZM165 62H166V64H165ZM110 63H112V65H110ZM252 63H253V65H252ZM259 63H261V64H259ZM151 64L154 67L151 68ZM168 64H170V65H168ZM224 64H226V66ZM158 65L161 66L162 69ZM165 65H166V67H163ZM77 66H78V68H77ZM156 66H158V67L156 68ZM220 66H223V67H220ZM227 66H229V67H227ZM216 67L217 68L220 67V68L217 69ZM153 68L156 71L152 70ZM165 69H166V71H165ZM110 70H111L112 73L110 72ZM166 72H167V75L171 77V79H170V77H168L166 75ZM108 73H111L112 74L113 80H116L117 79L119 81L118 82L116 80L119 83L118 89L120 88L119 89L120 92H122L123 94L125 93V95H126V100L122 104H119L118 102H116V100H113L115 98H111L112 99L111 100L110 98H108L106 96H103V95L97 96L94 91L90 90L87 86L82 85L81 84V80L78 79V78H80L82 76H85L87 78H92V77L94 78L95 77V78H98V79L99 78L100 79L101 78H105L106 79ZM162 74H163V77L161 76ZM4 75H5V77H4ZM143 75H145V76H143ZM90 76H92V77H90ZM114 77H116V79ZM160 77H162V78H160ZM167 77H168V79H167ZM172 77H174L175 79L172 78ZM1 78H2V80H1ZM151 78L155 81V85L146 86L145 83H144V81H143V79L145 80V79H151ZM3 79L5 81H3ZM12 80L15 81V82H13ZM178 80H179V82H178ZM78 81L80 82L81 85L79 84ZM112 82H114V81L108 82V80H105L104 81V84H106L105 86H108V88L109 87H114V83H112ZM163 82H165V83L167 82V83L165 84ZM219 84H221V85H219ZM141 85H142V88H141ZM7 86H8V89H10L8 91H7ZM139 87L143 91H144L143 87L146 88L145 89L146 91L143 93V91ZM215 87H217V88H215ZM242 87H244V86H242ZM245 87L243 89L245 92L243 90H241V91H243V93L241 92V94H244V93H245L244 95L250 94V91L252 89L249 88L251 90L248 89L249 91H247V88L248 87L246 88V90H245ZM49 88H51V89H49ZM138 88H139V90H138ZM219 88H220V90H219ZM148 89H149V91H147ZM21 90H22V92H21ZM23 90H24V93H23ZM30 90H32V91H30ZM233 90H235L236 92L233 91ZM9 91L12 92V95H11V92H9ZM19 92H21V93H19ZM27 92H29V93H27ZM252 92L253 91H251V93ZM19 97H21V98H19ZM39 101H40V103H39ZM151 101H153V102H151ZM158 101L161 102V104ZM256 101H257V103H256ZM258 102H261V101L255 100V103L256 104L254 103L255 104V108H256L255 109V113L257 115L256 114H253V115H250V116L246 117L244 119V121H241L239 123L241 125H239L238 128L241 127V132L244 131L243 133H244L245 136L244 135L241 136L242 139H244V140L245 139L250 140L251 137L254 138L256 136L255 137V140H257V139L260 140L258 142H259V144L261 143L262 145L261 144L259 145L258 142L254 141L253 138H252V140L254 142H256L257 145H259V147H263L262 149H264V104H262V102L261 103H258ZM1 103H2V105H1ZM223 108L225 109V107H223V106H222V108H220V113L221 114L225 111ZM38 109H39V112H38ZM64 110H65V112H64ZM112 110H115V111L113 112ZM36 112H38V114L40 113L39 115L37 114V116H38L37 118L38 119L37 120H34L31 123L30 122H25V121H23L21 119L23 117L29 116V114L31 115V114L36 113ZM79 112H80V114H78ZM41 114H42V117H41ZM113 114L115 116L116 115L117 116L115 117ZM58 115H59V117H58ZM72 115H73V117H72ZM97 115L99 117V118H97L98 120L95 119L97 117ZM39 116H40V118H39ZM56 116H57V118H55ZM94 116H96V117H94ZM105 116H106V119H105ZM110 116H112V118H110ZM87 117L88 118L89 117H93V119L92 118H89L90 119L89 120ZM256 117H259V119L256 118ZM47 118H49L51 120H49V119L47 120ZM52 118H55V119L52 120ZM260 118L262 119L261 121H260ZM55 120H57V121H55ZM191 120L192 119H190L189 121H191ZM196 120L194 119L193 121L189 122L188 125L193 124L192 125V128L191 127H188V126H186V128L184 127L183 135H185L184 136L185 138L186 137H189L190 139L193 138L194 140H196V139L198 140L199 139L198 140V142H199L200 141V137H197V136H201L202 133L204 134L207 129L205 130L206 127L204 128V124L205 123L203 124L201 122L202 124L201 123L199 124L198 123L199 120L198 119H196ZM49 122H51V123H49ZM88 123H87V125H89ZM196 123H198L199 127H198V125ZM91 124H93V125H91ZM32 125H33V127H32ZM194 125L195 126L197 125L196 126L197 129H196V127ZM200 125L202 126V129L203 130L202 129L198 130L199 128H201ZM193 126H194V129H193ZM18 128H19V130H18ZM190 129L193 132V136H194V133H195V136L194 137L190 133L191 132ZM242 129H244V130H242ZM92 130L96 131V133L99 132V134H101V133L103 134L104 133L101 129H98V128H94ZM130 130H132V129H130ZM130 130H128L127 132H125V134H124V132L122 134H118L119 136L116 133H114V132L112 134V133H110V131H108V133L105 132L106 134L104 133L105 135L103 134V136L106 139H108V140L110 139V141H113L114 143L113 142L112 143L114 145H116L117 148H123L124 147L125 149H127V150H129V151H131V152H133L134 154L137 155V153H138V147H132L129 144L130 143L129 141L131 140L132 136L137 133L138 129L135 128L132 131H130ZM134 130H136V131H134ZM193 130H195V131L198 130V131L195 132ZM184 131H185V133L187 135L184 134ZM187 131H189V132H187ZM246 131L248 132V135H247V132ZM257 131H260L259 132L260 134ZM51 132L52 133H55V134H50ZM134 132H136V133H134ZM11 133H13V134H11ZM249 134L250 135L252 134V135L250 136ZM46 135H48V136H46ZM60 135H62V136H60ZM44 136H45V138H44ZM190 136H192V137H190ZM244 137H247V138H244ZM258 137H260V138H258ZM53 138H55V139H53ZM186 139H187L186 141L189 140L188 138H186ZM193 139H191V141L190 140L188 141L190 143L189 146H188L189 143H187V145H186L188 147L185 148V150H186L185 151V155L187 156L186 158L188 160L186 158L185 159L187 160V162L189 164L191 163L190 165L193 164L196 167V169L198 167V169H197L198 171L199 170H202V168L204 169V167L206 169L208 163L211 164V161L213 163V160H212L213 159L212 158L213 155L212 156L210 155V154H212V152H209L207 150V148L204 147V144H202L201 142H199V144H198V142L195 141V143H194ZM125 141H126V143H125ZM54 143H56V144H54ZM196 143H197V145H199V147L196 145ZM124 144L125 145L129 144V145H127V148H126ZM200 146L202 148L204 147V149H202L203 151H201L199 149V148H201ZM57 147H59V148H57ZM196 147H198V149H196ZM83 148L85 150H83ZM205 149H206V151H205ZM87 152H88V154H87ZM187 152H189L190 154L187 153ZM74 154H75V156H74ZM187 154H189L190 156L187 155ZM78 156H80V157H78ZM188 156H189V158H188ZM3 159L5 161H8L10 159V156L9 155H6ZM174 160L176 162L181 163L182 165H184V164L186 165V163H187L183 159V157L182 158H179L177 160L176 159H174ZM53 161L54 162L56 161L55 162L56 164H59V163L60 164L58 166H56V164ZM66 163H68V164H66ZM188 163H187V165H189ZM66 166H68V168ZM29 167H31V166L29 165ZM44 167L46 169L49 168L50 170L49 169L48 170L50 172L48 170H46ZM59 168L61 170H63L64 173L62 172V174H59V172H58L60 170ZM53 170H54V172L57 171V173L56 172L55 173L52 172ZM46 172H47V174H50L51 176H53V179L52 180H49L46 177L47 176ZM80 172L81 173L82 172L83 173L85 172L84 174L91 175L92 177H96L97 176L96 178L98 180L100 179V182L101 183L103 182L102 184H105V186L107 187V188L106 187L105 188L107 190H109V191L113 192L114 194H116V200L113 202L112 205L109 204L110 207L108 206V204L105 205V204H103V202L97 200L96 197L94 196V194L92 192H90V189L89 188H86L83 185V182L81 181L80 176H79ZM89 172H90V174H89ZM43 173H44V175H43ZM226 174H228V175H226ZM106 175L108 176L107 178H106ZM192 176L194 177V175H192ZM192 176H191V174H190V176L188 175L187 176V179H188V177H189V179H191ZM226 176L229 177V178H231V180H229V178L226 179ZM193 177H192V179H193ZM220 177H222V178H220ZM43 179H45V180H43ZM76 185H78V186H76ZM216 186H217V188H216ZM76 187H78V188H76ZM120 193H122V195ZM200 195L203 196V197H201ZM70 198H71V200H70ZM128 202H129V204H128ZM82 206H83V208H82ZM74 208H75V210H74ZM88 208H89V210H88ZM52 211H54V212L52 213ZM72 211L74 212V214H73ZM55 212L58 213V215H62L61 216V220H55V221H57V223L55 221H53V222L51 221V217H52L51 214L53 215ZM69 213H70L71 216L69 215ZM75 213H76V215H75ZM1 215H0V217H1L0 219L1 220L2 219L5 220V219H7L9 217L6 212H4ZM38 217L40 218V220H39ZM234 217H235V219H234ZM43 219H44V221L45 220L46 221L44 222ZM41 221L43 222V224H42L43 226L41 225V223H42ZM66 221L67 222L69 221V222L67 223ZM39 222H40V224H39ZM118 222H125V223H127L129 225L128 226V229H127V232H126V230L125 231H119V230L117 231L115 229L114 225H116ZM66 224H67V228L68 227H71V231L70 230L68 231V229H65L66 228ZM70 224H71V226H70ZM209 229H212L213 231L212 230H211L212 232L211 231H208ZM174 230L177 231V232H175ZM59 231H60L61 234L59 233ZM164 231H166L167 233H164ZM73 236H76L78 238V240L77 239H74ZM1 242H3V241L1 240ZM140 243L141 244L143 243V244L142 245H139ZM44 246H45V248H49L50 247L49 248L50 250L45 249ZM1 247H2V249H1ZM139 247H141V248H139ZM52 249H53V251H52ZM140 250H142V251L140 252ZM48 251H50V252H48ZM175 251H176V253H174ZM172 252H173V254H172ZM156 254H157V256H156ZM142 255H144V256H142ZM13 257H15L16 260ZM143 257H146V258H143ZM225 258H227V259H225ZM145 259H146V261H145ZM147 259H149V260H147ZM169 259H171V260H169ZM178 259L179 260L182 259V260H180V262H179ZM96 261H97V259L95 261H93V263H95ZM248 262H251V264H254V263L255 264H264V262L262 263L261 261L260 262H254L253 259L248 260Z\"/></svg>", "mask_w": 264, "mask_h": 264}]
</instances>
